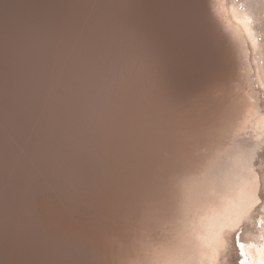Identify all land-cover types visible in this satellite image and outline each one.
<instances>
[{"label":"bare ground","instance_id":"6f19581e","mask_svg":"<svg viewBox=\"0 0 264 264\" xmlns=\"http://www.w3.org/2000/svg\"><path fill=\"white\" fill-rule=\"evenodd\" d=\"M0 264H264V0H0Z\"/></svg>","mask_w":264,"mask_h":264},{"label":"snow or ice","instance_id":"6c2138e0","mask_svg":"<svg viewBox=\"0 0 264 264\" xmlns=\"http://www.w3.org/2000/svg\"><path fill=\"white\" fill-rule=\"evenodd\" d=\"M177 99H178V100L180 99L179 95H177ZM239 247L241 248V255H242V256L245 255V254L243 253L244 245H243V244H240Z\"/></svg>","mask_w":264,"mask_h":264}]
</instances>
